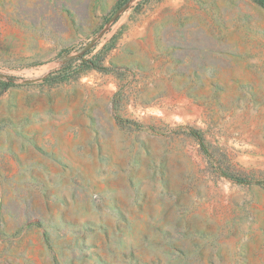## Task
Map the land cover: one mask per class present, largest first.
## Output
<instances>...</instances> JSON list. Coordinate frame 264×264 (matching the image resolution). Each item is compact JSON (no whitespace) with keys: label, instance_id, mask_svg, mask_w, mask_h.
I'll list each match as a JSON object with an SVG mask.
<instances>
[{"label":"rangeland","instance_id":"obj_1","mask_svg":"<svg viewBox=\"0 0 264 264\" xmlns=\"http://www.w3.org/2000/svg\"><path fill=\"white\" fill-rule=\"evenodd\" d=\"M0 264H264V0H0Z\"/></svg>","mask_w":264,"mask_h":264},{"label":"trees","instance_id":"obj_2","mask_svg":"<svg viewBox=\"0 0 264 264\" xmlns=\"http://www.w3.org/2000/svg\"><path fill=\"white\" fill-rule=\"evenodd\" d=\"M81 66L98 68L100 70L104 69V67L100 66V64H98V62L95 60H83Z\"/></svg>","mask_w":264,"mask_h":264}]
</instances>
